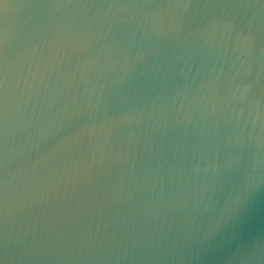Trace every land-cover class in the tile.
I'll list each match as a JSON object with an SVG mask.
<instances>
[{"label": "water", "instance_id": "water-1", "mask_svg": "<svg viewBox=\"0 0 264 264\" xmlns=\"http://www.w3.org/2000/svg\"><path fill=\"white\" fill-rule=\"evenodd\" d=\"M0 264H264L261 0H0Z\"/></svg>", "mask_w": 264, "mask_h": 264}, {"label": "snow or ice", "instance_id": "snow-or-ice-1", "mask_svg": "<svg viewBox=\"0 0 264 264\" xmlns=\"http://www.w3.org/2000/svg\"><path fill=\"white\" fill-rule=\"evenodd\" d=\"M261 5L264 6V0H261Z\"/></svg>", "mask_w": 264, "mask_h": 264}]
</instances>
